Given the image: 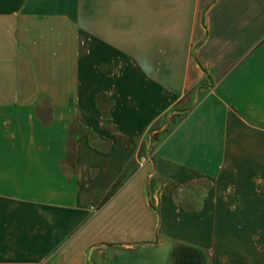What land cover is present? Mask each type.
<instances>
[{
	"label": "crops",
	"instance_id": "crops-1",
	"mask_svg": "<svg viewBox=\"0 0 264 264\" xmlns=\"http://www.w3.org/2000/svg\"><path fill=\"white\" fill-rule=\"evenodd\" d=\"M169 240L264 264V0H0V264Z\"/></svg>",
	"mask_w": 264,
	"mask_h": 264
},
{
	"label": "rangeland",
	"instance_id": "rangeland-1",
	"mask_svg": "<svg viewBox=\"0 0 264 264\" xmlns=\"http://www.w3.org/2000/svg\"><path fill=\"white\" fill-rule=\"evenodd\" d=\"M157 230V229H156ZM108 237V236H106ZM173 247V243L169 240L168 245L160 248L155 249V258L154 259H145L142 255H138L135 258L136 254L135 251H126V250H116L111 249L109 254H105V258H107L108 263L106 264H168V256L171 254V248ZM110 248V247H108ZM132 253V255H131ZM116 254V257H115ZM172 262L171 264H173ZM178 264L179 261L177 262Z\"/></svg>",
	"mask_w": 264,
	"mask_h": 264
},
{
	"label": "built area",
	"instance_id": "built-area-1",
	"mask_svg": "<svg viewBox=\"0 0 264 264\" xmlns=\"http://www.w3.org/2000/svg\"><path fill=\"white\" fill-rule=\"evenodd\" d=\"M147 159L145 157L140 159V163L143 164Z\"/></svg>",
	"mask_w": 264,
	"mask_h": 264
}]
</instances>
